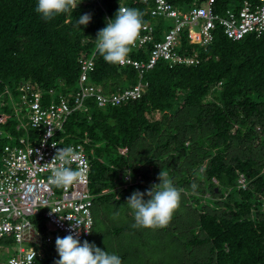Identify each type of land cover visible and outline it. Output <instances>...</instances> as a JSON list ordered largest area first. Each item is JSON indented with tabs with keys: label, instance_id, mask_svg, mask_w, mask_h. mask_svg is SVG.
<instances>
[{
	"label": "trees",
	"instance_id": "1",
	"mask_svg": "<svg viewBox=\"0 0 264 264\" xmlns=\"http://www.w3.org/2000/svg\"><path fill=\"white\" fill-rule=\"evenodd\" d=\"M168 1L185 10L194 0ZM241 1L215 0L213 7L220 12ZM123 4L138 9L143 22L156 23L155 38L160 37L164 21L145 13L139 0H83L47 21L35 11L36 0H0V113H12L4 89L16 95L23 81L36 84L45 103L74 92L82 53H94L89 79L105 91L134 85L137 70L105 62L95 47L98 30ZM84 13L92 18L80 28L76 21ZM180 39L179 53H195L197 63L159 60L142 74L147 86L141 97L120 105L98 107L89 99L87 112L75 111L64 123L65 142L84 144L89 186L100 202L116 195L126 200L131 190L150 188L161 171L168 179L176 160L182 171L176 183L200 194L225 193L222 201L208 200L214 208L199 214V233L191 229L183 244L207 246L205 264H264V36L232 40L217 25L205 44H191L186 31ZM15 122L11 114L0 124V158L5 133L19 135ZM123 147L125 154L119 152ZM240 174L245 189L237 187ZM33 220L44 231L41 216ZM91 239L90 234L86 240ZM43 252L33 264H54L56 248L44 245Z\"/></svg>",
	"mask_w": 264,
	"mask_h": 264
},
{
	"label": "built area",
	"instance_id": "2",
	"mask_svg": "<svg viewBox=\"0 0 264 264\" xmlns=\"http://www.w3.org/2000/svg\"><path fill=\"white\" fill-rule=\"evenodd\" d=\"M145 5L144 12L164 21L160 37L155 38L156 23L143 22L135 44L130 52H138L139 58L128 54L123 64L138 71L139 80L131 86L107 92L89 79L94 70V53H82L78 57L79 77L74 92L56 94L47 103L36 84L19 83L15 89L5 88L16 120L15 130L19 135L6 132L0 158V264H33L44 257V245L55 247L57 236L64 237L71 231L81 242L91 232L94 224L93 203L96 196L90 189V160L82 142H65L64 123L75 111L87 112L86 101L92 99L96 106H116L141 97L147 83L141 80L144 71L153 68L159 60L174 63H197L194 54L179 53L181 34L186 31L191 44H205L212 38L215 27L232 40L248 34L264 36V0H242L233 7L215 11V0L197 2L183 10L168 0H139ZM77 4L83 0H76ZM120 8H127L125 4ZM50 95L54 91H49ZM5 102V103H6ZM0 113V124L10 117ZM39 119V126L34 121ZM49 129L53 135L48 136ZM2 131H0V134ZM72 148L70 164L80 172V178L67 187L50 183L51 169L62 166L54 156L60 148ZM126 147L119 152L125 154ZM130 175L124 176L129 182ZM238 188H246V180L239 175ZM123 187L126 186L124 183ZM105 192V190H102ZM55 211V212H53ZM41 216L44 231L34 222ZM69 218V219H68ZM81 223L79 231L71 228Z\"/></svg>",
	"mask_w": 264,
	"mask_h": 264
},
{
	"label": "clouds",
	"instance_id": "3",
	"mask_svg": "<svg viewBox=\"0 0 264 264\" xmlns=\"http://www.w3.org/2000/svg\"><path fill=\"white\" fill-rule=\"evenodd\" d=\"M77 5L76 0H36L35 11L47 21L60 14L68 13ZM91 18L88 13L79 15L76 26L86 27ZM142 24V13L138 9L119 8L113 17L106 18V26L99 29L96 34L97 53L109 64H123L136 42ZM34 124L38 127L39 119H36ZM47 135L52 136L53 129H49ZM54 158L60 161L62 166L51 169L49 176L51 184L67 187L79 180L80 172L70 167L73 158L72 148L58 149ZM158 178L159 183H154L143 192L135 190L127 197L126 203L133 215V227H165L179 206L178 189L162 171ZM146 196L147 199H145ZM80 224L76 222L70 227L79 231ZM55 248L58 258L54 260V264H122V258L118 254L110 253L106 248L102 249L95 242H89L86 239L81 242L71 231L64 237L57 236Z\"/></svg>",
	"mask_w": 264,
	"mask_h": 264
},
{
	"label": "rangeland",
	"instance_id": "4",
	"mask_svg": "<svg viewBox=\"0 0 264 264\" xmlns=\"http://www.w3.org/2000/svg\"><path fill=\"white\" fill-rule=\"evenodd\" d=\"M2 95L7 94L3 92ZM152 115L159 117L160 113ZM175 161L172 175L167 176L168 179L173 177L172 183L180 192V200L167 226L133 227L131 209L126 200H119L116 195L115 200L108 202L94 201L91 242H95L102 249L106 248L110 253L118 254L122 258V264H205L208 255L207 246H186L183 241L190 236L191 229L194 233H199L197 226L199 214L214 208L208 200L222 201L225 193L215 196L206 192L200 194L187 183L179 185L175 182L176 175L182 171ZM142 169L144 168L141 166L139 174ZM127 172L124 176L129 174ZM154 177L155 183H159V175ZM148 188L133 189L129 194L131 195L135 190L143 192ZM104 190L107 191V189ZM147 198L146 196L145 199ZM262 211H264V203ZM211 264L215 263L211 262Z\"/></svg>",
	"mask_w": 264,
	"mask_h": 264
},
{
	"label": "bare ground",
	"instance_id": "5",
	"mask_svg": "<svg viewBox=\"0 0 264 264\" xmlns=\"http://www.w3.org/2000/svg\"><path fill=\"white\" fill-rule=\"evenodd\" d=\"M96 52V51H95Z\"/></svg>",
	"mask_w": 264,
	"mask_h": 264
},
{
	"label": "crops",
	"instance_id": "6",
	"mask_svg": "<svg viewBox=\"0 0 264 264\" xmlns=\"http://www.w3.org/2000/svg\"><path fill=\"white\" fill-rule=\"evenodd\" d=\"M91 242V241H90Z\"/></svg>",
	"mask_w": 264,
	"mask_h": 264
}]
</instances>
